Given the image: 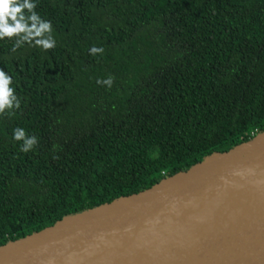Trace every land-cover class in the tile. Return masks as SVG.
<instances>
[{"label":"trees","instance_id":"trees-1","mask_svg":"<svg viewBox=\"0 0 264 264\" xmlns=\"http://www.w3.org/2000/svg\"><path fill=\"white\" fill-rule=\"evenodd\" d=\"M32 2L55 47L0 39V244L264 131V0Z\"/></svg>","mask_w":264,"mask_h":264},{"label":"water","instance_id":"water-1","mask_svg":"<svg viewBox=\"0 0 264 264\" xmlns=\"http://www.w3.org/2000/svg\"><path fill=\"white\" fill-rule=\"evenodd\" d=\"M0 264H264V131L0 244Z\"/></svg>","mask_w":264,"mask_h":264},{"label":"clouds","instance_id":"clouds-1","mask_svg":"<svg viewBox=\"0 0 264 264\" xmlns=\"http://www.w3.org/2000/svg\"><path fill=\"white\" fill-rule=\"evenodd\" d=\"M36 4L32 0H0V39L4 37H16V43L14 49L23 44L24 41H31L36 39V44L44 49H51L55 47V40L52 39L51 23L40 19L38 14L34 11ZM24 9H27L31 13L29 16H25ZM9 20L12 21L9 24ZM31 21V24H29ZM103 49L93 47L90 49L91 54L102 52ZM12 82V78L8 76L3 69H0V114H4L6 109H13L19 107V101L14 94V90L9 87ZM108 87H111L113 80L111 77L103 81H98ZM11 97V99H9ZM13 138L15 140H23V146L21 151L28 152L38 144V140L35 136L28 137L25 131L21 128H17L14 131Z\"/></svg>","mask_w":264,"mask_h":264}]
</instances>
